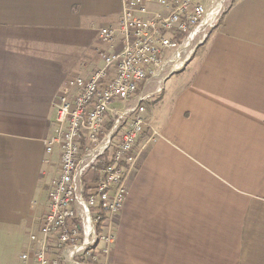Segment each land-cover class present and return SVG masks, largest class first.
Here are the masks:
<instances>
[{"label": "crops", "instance_id": "crops-1", "mask_svg": "<svg viewBox=\"0 0 264 264\" xmlns=\"http://www.w3.org/2000/svg\"><path fill=\"white\" fill-rule=\"evenodd\" d=\"M121 11L122 0H0V264L21 260L48 210L59 96L96 69L86 48L60 59L37 33L87 31ZM144 117L110 264H264V0H229Z\"/></svg>", "mask_w": 264, "mask_h": 264}, {"label": "built area", "instance_id": "built-area-1", "mask_svg": "<svg viewBox=\"0 0 264 264\" xmlns=\"http://www.w3.org/2000/svg\"><path fill=\"white\" fill-rule=\"evenodd\" d=\"M225 1L122 0L118 23L100 29L111 49L100 51L102 65L69 81L59 96L46 145L49 153L60 148L61 171L48 210L32 221L22 264H110L116 215L138 159L131 153L150 127L145 104L163 90L171 68L186 67L217 26ZM131 100L133 106H124ZM112 148V163L96 170Z\"/></svg>", "mask_w": 264, "mask_h": 264}, {"label": "rangeland", "instance_id": "rangeland-1", "mask_svg": "<svg viewBox=\"0 0 264 264\" xmlns=\"http://www.w3.org/2000/svg\"><path fill=\"white\" fill-rule=\"evenodd\" d=\"M195 3L202 4L204 6L207 5V0H193ZM228 1L226 0L223 6L222 13H224L226 6L228 5ZM223 15V14H222ZM118 15H114L105 20L97 19L96 25L92 26L87 23V31H65L63 29L59 30H40L37 34L40 35L41 40H43V44L39 42V45L45 46L48 51L55 53V57L60 59L66 58L67 60H74L76 58L77 50L86 48L87 49V70H91L94 68H98L97 65L102 64L100 51H110V47L105 45L100 38V29L102 27L110 26V24H117ZM33 32V31H31ZM35 33V32H34ZM87 36V39H84ZM96 63V67L93 65ZM101 66V65H100ZM179 72V69L174 72ZM174 79H176L174 77ZM155 86L149 87L147 91L154 90ZM135 104V100H131L130 102L124 103V106H133ZM122 132V131H121ZM119 136V135H118ZM117 136V137H118ZM57 174L55 170H51L46 176L44 180V191L41 199V203L43 204L48 197V193L50 190V186L53 181L56 180ZM90 174L86 176L89 178ZM47 186V187H46ZM22 250V248H21ZM19 251V254L21 252ZM17 264H22L21 260H18Z\"/></svg>", "mask_w": 264, "mask_h": 264}, {"label": "trees", "instance_id": "trees-1", "mask_svg": "<svg viewBox=\"0 0 264 264\" xmlns=\"http://www.w3.org/2000/svg\"><path fill=\"white\" fill-rule=\"evenodd\" d=\"M111 123H107L105 126V130H109L111 127ZM86 141L83 139L82 143L84 144ZM114 149L112 148L108 153H106V155L96 164L95 169L96 170H100L106 166H108L109 164L112 163V155L114 153Z\"/></svg>", "mask_w": 264, "mask_h": 264}, {"label": "bare ground", "instance_id": "bare-ground-1", "mask_svg": "<svg viewBox=\"0 0 264 264\" xmlns=\"http://www.w3.org/2000/svg\"><path fill=\"white\" fill-rule=\"evenodd\" d=\"M179 68H171V75L174 74L175 71H177Z\"/></svg>", "mask_w": 264, "mask_h": 264}]
</instances>
